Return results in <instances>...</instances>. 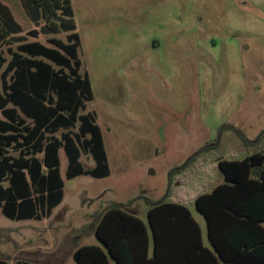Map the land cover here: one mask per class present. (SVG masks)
I'll list each match as a JSON object with an SVG mask.
<instances>
[{"label":"rangeland","instance_id":"1","mask_svg":"<svg viewBox=\"0 0 264 264\" xmlns=\"http://www.w3.org/2000/svg\"><path fill=\"white\" fill-rule=\"evenodd\" d=\"M65 1L59 33L43 32L29 0H0V19L15 20L28 41L80 35L81 72L93 91L87 111L102 129L111 174L65 179L49 219L12 221L0 211V258L11 264H75L81 246H103L94 222L113 205L147 222L145 199H164L170 170L205 146L213 145L202 157L208 172L193 174L191 187L222 182L212 167L220 160L264 150V136L246 145L224 129L252 141L264 130V0ZM67 164L62 151L64 178ZM189 208L206 232L203 215Z\"/></svg>","mask_w":264,"mask_h":264},{"label":"trees","instance_id":"2","mask_svg":"<svg viewBox=\"0 0 264 264\" xmlns=\"http://www.w3.org/2000/svg\"><path fill=\"white\" fill-rule=\"evenodd\" d=\"M29 2L44 21L43 32L59 33V11L67 2ZM15 26V20L0 19V211L12 221H42L62 204L65 179H105L111 170L102 129L87 111L93 91L89 75L81 72L80 35L44 44L28 41ZM224 129L246 145L264 136L262 130L252 141L231 125ZM212 148H201L170 170L166 197L145 199L147 222L117 205L99 214L94 231L103 246H81L73 253L75 264H264V150L220 160L212 167L222 182L210 187L204 179L191 187L193 174L208 172L201 170L202 157ZM84 154L95 167L85 168ZM193 203L206 221L208 244L189 208ZM0 264L11 263L0 258Z\"/></svg>","mask_w":264,"mask_h":264},{"label":"crops","instance_id":"3","mask_svg":"<svg viewBox=\"0 0 264 264\" xmlns=\"http://www.w3.org/2000/svg\"><path fill=\"white\" fill-rule=\"evenodd\" d=\"M147 214H148V212H147ZM192 214H193V213H192ZM133 215H134V214H133ZM193 216H194V215H193ZM194 218H195V217H194ZM195 219H196V218H195ZM196 220H197V222L200 224V227L202 228V233H203L204 241H205L206 244H208V235H207V229H206V221H205V219H204V222H205V231H206V232H204V228H203L201 222L198 221V219H196ZM205 233H206L207 241H206V239H205Z\"/></svg>","mask_w":264,"mask_h":264}]
</instances>
